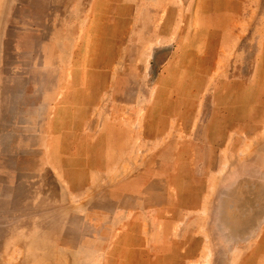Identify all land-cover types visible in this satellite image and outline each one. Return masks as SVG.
<instances>
[{
  "label": "rangeland",
  "instance_id": "obj_1",
  "mask_svg": "<svg viewBox=\"0 0 264 264\" xmlns=\"http://www.w3.org/2000/svg\"><path fill=\"white\" fill-rule=\"evenodd\" d=\"M0 264H264V0H0Z\"/></svg>",
  "mask_w": 264,
  "mask_h": 264
}]
</instances>
